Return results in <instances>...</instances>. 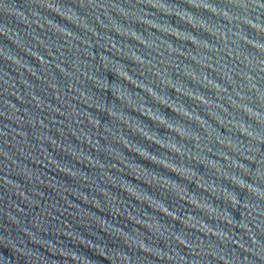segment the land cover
I'll return each instance as SVG.
<instances>
[{
    "label": "water",
    "instance_id": "obj_1",
    "mask_svg": "<svg viewBox=\"0 0 264 264\" xmlns=\"http://www.w3.org/2000/svg\"><path fill=\"white\" fill-rule=\"evenodd\" d=\"M0 264H264V0H0Z\"/></svg>",
    "mask_w": 264,
    "mask_h": 264
}]
</instances>
